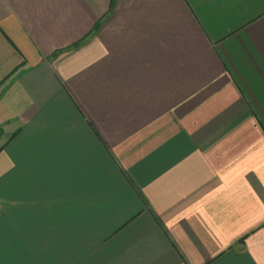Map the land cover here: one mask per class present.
I'll return each mask as SVG.
<instances>
[{"label":"crops","instance_id":"0c3cea01","mask_svg":"<svg viewBox=\"0 0 264 264\" xmlns=\"http://www.w3.org/2000/svg\"><path fill=\"white\" fill-rule=\"evenodd\" d=\"M0 264H264V0H0Z\"/></svg>","mask_w":264,"mask_h":264}]
</instances>
